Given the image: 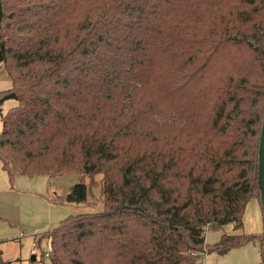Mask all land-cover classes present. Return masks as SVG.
I'll return each mask as SVG.
<instances>
[{"label":"trees","instance_id":"trees-1","mask_svg":"<svg viewBox=\"0 0 264 264\" xmlns=\"http://www.w3.org/2000/svg\"><path fill=\"white\" fill-rule=\"evenodd\" d=\"M0 64L10 181L103 176V210L45 232L51 264H203L255 242L264 262V233L206 242L261 201L264 0H0ZM89 196L78 181L65 202Z\"/></svg>","mask_w":264,"mask_h":264},{"label":"rangeland","instance_id":"rangeland-1","mask_svg":"<svg viewBox=\"0 0 264 264\" xmlns=\"http://www.w3.org/2000/svg\"><path fill=\"white\" fill-rule=\"evenodd\" d=\"M11 88L12 81L0 64V92ZM16 105V101L10 100L0 106V133L3 128L2 114H6ZM78 181H83L89 186V200L83 205H68L65 199L71 187ZM102 182V175L89 178L73 174L39 178L23 176L11 182L0 161V240L10 241L0 248L4 251L3 258L21 259L20 263L14 264H51L47 256L49 242L46 240L45 232L69 216L103 210ZM263 233L264 213L258 196L248 202L243 215V226L240 229H235L234 224H228L217 230L208 231L206 242L214 245L224 234ZM203 264H264V262L260 243L255 242L225 255H207Z\"/></svg>","mask_w":264,"mask_h":264},{"label":"water","instance_id":"water-1","mask_svg":"<svg viewBox=\"0 0 264 264\" xmlns=\"http://www.w3.org/2000/svg\"><path fill=\"white\" fill-rule=\"evenodd\" d=\"M259 188L261 190V202L264 213V122L261 133L260 149H259Z\"/></svg>","mask_w":264,"mask_h":264},{"label":"crops","instance_id":"crops-1","mask_svg":"<svg viewBox=\"0 0 264 264\" xmlns=\"http://www.w3.org/2000/svg\"><path fill=\"white\" fill-rule=\"evenodd\" d=\"M2 168H3V166H2ZM20 177H23V176H20ZM20 177H18V178H20ZM29 177H32V176H29ZM48 177V176H47ZM35 178H39V177H35ZM68 205H75V204H69V203H67ZM19 240V239H18ZM21 240V239H20ZM7 242H10L9 240L8 241H6V240H0V248L3 246V244H5V243H7ZM0 255L3 257L4 256V251L2 250V249H0ZM209 256V255H208ZM36 258V257H35ZM207 258V256H205V258H204V260H203V262L205 261V259ZM8 260V259H7ZM20 260L21 259H17V260H9V261H11L12 262V264H14V263H20Z\"/></svg>","mask_w":264,"mask_h":264},{"label":"built area","instance_id":"built-area-1","mask_svg":"<svg viewBox=\"0 0 264 264\" xmlns=\"http://www.w3.org/2000/svg\"><path fill=\"white\" fill-rule=\"evenodd\" d=\"M49 252H50V247H49V251L47 252V256H49Z\"/></svg>","mask_w":264,"mask_h":264}]
</instances>
